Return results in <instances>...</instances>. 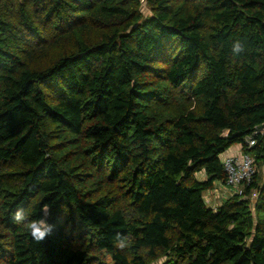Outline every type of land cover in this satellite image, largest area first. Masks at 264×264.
<instances>
[{
	"label": "trees",
	"instance_id": "16d2710c",
	"mask_svg": "<svg viewBox=\"0 0 264 264\" xmlns=\"http://www.w3.org/2000/svg\"><path fill=\"white\" fill-rule=\"evenodd\" d=\"M262 166L264 0H0V264H264Z\"/></svg>",
	"mask_w": 264,
	"mask_h": 264
},
{
	"label": "clouds",
	"instance_id": "9594fccd",
	"mask_svg": "<svg viewBox=\"0 0 264 264\" xmlns=\"http://www.w3.org/2000/svg\"><path fill=\"white\" fill-rule=\"evenodd\" d=\"M245 51V45L237 40L232 45V54L240 55ZM51 216V208L48 205H43L41 208L40 216L37 219L29 220L26 216L25 210L23 208H18L12 218L17 224H24L32 239L37 243L43 242L49 235L54 231L55 225L49 222V217ZM117 246L120 248L125 247L124 238L117 234L116 238Z\"/></svg>",
	"mask_w": 264,
	"mask_h": 264
},
{
	"label": "built area",
	"instance_id": "2783aa9c",
	"mask_svg": "<svg viewBox=\"0 0 264 264\" xmlns=\"http://www.w3.org/2000/svg\"><path fill=\"white\" fill-rule=\"evenodd\" d=\"M248 143L251 146L255 141L249 138ZM223 164L227 175L223 184L233 189L241 187L244 183L249 184L258 171L254 157L244 151L224 154Z\"/></svg>",
	"mask_w": 264,
	"mask_h": 264
},
{
	"label": "crops",
	"instance_id": "0c3cea01",
	"mask_svg": "<svg viewBox=\"0 0 264 264\" xmlns=\"http://www.w3.org/2000/svg\"><path fill=\"white\" fill-rule=\"evenodd\" d=\"M243 151L242 146L240 144L232 146L226 153L231 154L235 152H241ZM225 153V154H226ZM202 177H204V174H202ZM242 186L233 189L230 187L225 186L222 182H218L215 185V188L208 191L205 194V199L209 204H212V206H218L220 205L227 197L231 196L232 194L236 192H241ZM207 195V196H206Z\"/></svg>",
	"mask_w": 264,
	"mask_h": 264
},
{
	"label": "rangeland",
	"instance_id": "374dc122",
	"mask_svg": "<svg viewBox=\"0 0 264 264\" xmlns=\"http://www.w3.org/2000/svg\"><path fill=\"white\" fill-rule=\"evenodd\" d=\"M143 10H144V12L146 13V14H149V12H150V10L147 8V6L145 5V3H144V8H143ZM259 173L261 174V176L263 177L264 176V167L262 166V168L260 167L259 168ZM207 196V195H206ZM205 197V196H204ZM253 200H255V198H256V193L254 192L253 193ZM207 200V199H206ZM210 206H212V204H209Z\"/></svg>",
	"mask_w": 264,
	"mask_h": 264
}]
</instances>
